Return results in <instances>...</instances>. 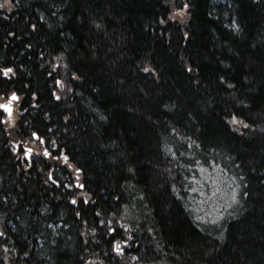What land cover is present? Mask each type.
Listing matches in <instances>:
<instances>
[{"label": "trees", "instance_id": "trees-1", "mask_svg": "<svg viewBox=\"0 0 264 264\" xmlns=\"http://www.w3.org/2000/svg\"><path fill=\"white\" fill-rule=\"evenodd\" d=\"M188 2L184 22L166 25L163 0L0 10V68L16 72L0 89L20 96L14 127L0 124V246L16 249L2 264H264V0ZM230 113L250 127L230 125ZM16 142L67 155L49 160L59 184L50 164L19 165ZM213 169L233 176L236 202L207 222L190 194ZM75 192L90 203L72 205L64 194Z\"/></svg>", "mask_w": 264, "mask_h": 264}, {"label": "snow or ice", "instance_id": "snow-or-ice-1", "mask_svg": "<svg viewBox=\"0 0 264 264\" xmlns=\"http://www.w3.org/2000/svg\"><path fill=\"white\" fill-rule=\"evenodd\" d=\"M163 3H165L168 6V11H167V19L165 18H160L157 23L160 25H166L168 20H177L179 19V21L181 23L184 22L185 18L189 15V9H190V4L188 2V0H180L179 5L177 4V0H163ZM19 4V0H15V4L13 3V0H0V10H4L6 9L7 11L11 12L12 9ZM97 28L101 27V25L97 24L96 25ZM32 28H35L36 25L32 24L31 25ZM8 35H14V33H9ZM184 36L187 37L188 33L185 32ZM28 47H31V45H28ZM41 55H43V53H41ZM63 55V53H61V56ZM56 59H59V57H57ZM53 68L56 67V65H52ZM142 71L144 72H151L154 71V69H151L149 67H145L142 69ZM188 72H192L193 69L191 67L187 68ZM16 72L14 70L13 67H2L0 68V76H2L3 78H5V82H10V77L11 76H15ZM49 75H51V73H49ZM74 78L79 79L80 77H77L75 73L72 74ZM221 80H223V77H221ZM54 83L56 85H58L61 89L64 88V84L61 80L57 79L54 81ZM229 87H231V85H229ZM69 91H71V89H69ZM36 93H32V96L35 97ZM53 97L56 100H60V96L56 94V92L52 93ZM0 100H2L3 102H0V110H2V113H0V124H9L10 126L14 127V121L12 119V112H13V102L14 101H19L20 100V96L17 94L16 91L14 90H4V89H0ZM6 114V115H4ZM65 119H67V117H65ZM226 119L228 120V123L230 125H242L243 128L247 129L250 127V125H248L247 123H245L242 119H240L235 113H230L228 117H226ZM235 131H240V129L238 127L234 128ZM31 136L36 137L39 142L41 144L45 143L46 141L44 140V138L42 136H39L38 133L36 132H32ZM49 143H51V147L52 148H58V145L54 142V141H48ZM17 144H19L21 151L23 152V156L26 159H30V157L32 155L35 154V150L31 147H28L26 149H24L23 144H21L20 142H16ZM12 151L15 152L17 151V147H13ZM43 156L45 157H51L53 159L56 160H61L67 163V161L69 160V157L67 155H65L63 152H60L59 156L53 157L52 153L49 151L48 148H43ZM26 166H30V165H26ZM67 166L69 168H73L74 166L72 164H67ZM74 172L76 174H79L82 172V169L79 167H75L74 168ZM52 173L49 172L48 173V180H52ZM48 181L45 180V183H47ZM54 183L59 184V181H54ZM75 186L79 189H83L85 187L84 184L79 183V176L77 175L76 177V184ZM64 187H67L69 189L73 188L72 184H67L64 185ZM64 195L68 196L69 198V202L72 205H76L78 203V199L77 197H80V202L83 204H89L90 200L88 198V196H85L83 193L80 192H75V193H65ZM90 195V194H89ZM244 196H247L248 193L244 192L243 193ZM0 199L3 200H7V197H0ZM233 202H236V195L235 192H233V195L231 197ZM81 213L80 212H76V216H80ZM97 216H99V213H96ZM106 222L104 220H100V224L103 225ZM108 224H111L112 221L109 220L107 221ZM93 232H95V229H92ZM116 229L112 228V227H108L107 228V232L108 233H115ZM6 235V233L0 229V236H4ZM222 235V234H221ZM129 239H131V237H129ZM129 243V241L126 240H114L111 243V250L115 251L117 253V255H120L124 252V248L121 247V245H127ZM3 247L4 252L8 253V255H5L3 257H0V264H2L3 261H7L9 259V257L14 254L16 252V249H11V251L6 247V246H0ZM23 255L25 257H27L29 254L27 252H24ZM132 259H137L136 257H132ZM92 264H95V262H92Z\"/></svg>", "mask_w": 264, "mask_h": 264}, {"label": "rangeland", "instance_id": "rangeland-1", "mask_svg": "<svg viewBox=\"0 0 264 264\" xmlns=\"http://www.w3.org/2000/svg\"><path fill=\"white\" fill-rule=\"evenodd\" d=\"M15 116L16 112L13 111L12 119ZM201 177L196 174L194 182H199V186L193 187L196 192L190 194V208L194 216L200 217L203 221L211 222L216 220L218 216L220 217V207L229 203L233 192H235L236 184L232 175L216 169L208 170Z\"/></svg>", "mask_w": 264, "mask_h": 264}, {"label": "flooded vegetation", "instance_id": "flooded-vegetation-1", "mask_svg": "<svg viewBox=\"0 0 264 264\" xmlns=\"http://www.w3.org/2000/svg\"><path fill=\"white\" fill-rule=\"evenodd\" d=\"M13 109H17V106L16 105H13ZM32 143H35L36 145H38L40 148H42V144L39 142V141H36L35 142V140L32 142ZM37 147V146H36ZM43 150V149H42ZM51 152V151H50ZM52 153V152H51ZM52 156L53 157H55V155L54 154H52ZM50 159H53V158H51V157H45V156H43V151L42 152H37V150H35V154L34 155H32L31 157H30V159H26L24 156H23V152L22 153H20L17 157H16V160H17V162L19 163V165H21V166H23V167H27L26 165H35L40 171L42 170V163H43V165H44V167L46 168V170H47V164H50V162H49V160ZM53 160H56V159H53ZM61 160H62V158H61ZM63 162V161H62ZM50 166H51V168L49 167V170H48V173L49 172H53V165L52 164H50ZM47 173V174H48ZM53 177V176H52ZM50 182H52L53 184H55L54 183V181H56V180H54V179H52V180H49ZM76 184V183H75ZM75 184H74V186H75Z\"/></svg>", "mask_w": 264, "mask_h": 264}, {"label": "bare ground", "instance_id": "bare-ground-1", "mask_svg": "<svg viewBox=\"0 0 264 264\" xmlns=\"http://www.w3.org/2000/svg\"><path fill=\"white\" fill-rule=\"evenodd\" d=\"M16 104H18L20 101H14ZM119 226H122V223H120L119 224ZM66 229H68V230H70V226H68V228H66ZM137 241V239H135L134 240V242H136ZM55 243H58V240H56L55 241ZM123 245V244H122ZM140 244L138 243V244H136V246L138 247ZM115 252V251H114ZM117 261V264H119V263H121V260H116ZM133 261V263H135V264H138L139 262H141L140 260L139 261H137V260H132ZM132 261H129L127 264H131V262Z\"/></svg>", "mask_w": 264, "mask_h": 264}]
</instances>
